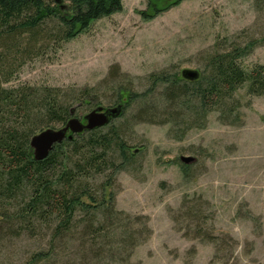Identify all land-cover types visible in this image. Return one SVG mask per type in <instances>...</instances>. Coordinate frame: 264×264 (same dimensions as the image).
<instances>
[{"label":"rangeland","instance_id":"374dc122","mask_svg":"<svg viewBox=\"0 0 264 264\" xmlns=\"http://www.w3.org/2000/svg\"><path fill=\"white\" fill-rule=\"evenodd\" d=\"M216 43L220 50L252 43L240 61L247 69L264 66V0H161L154 6L123 0L121 11L92 21L61 47L43 45L5 84L57 86L67 98L88 88L90 104L77 109L80 118L96 103H124L126 96L117 97L120 85L145 94L101 128L106 133L115 126L130 156L124 160L115 152L117 166L91 181L98 196L103 185L112 192L117 210L148 217L153 233L135 248L133 262L264 264V95H250L244 85L237 91L236 110L222 115L224 121L215 111L205 122L192 123L185 102L170 110L171 118L175 115L170 123H161L167 118L162 115L154 123L136 118L147 106L168 110L165 87L153 84L152 75L201 71ZM181 156L194 160L186 164ZM199 198L211 217L209 233L218 240L185 238L177 229L187 223L171 219L170 214H181L185 200ZM43 234L26 231L2 240L0 264H25L45 248ZM71 246L63 261L76 264L80 258Z\"/></svg>","mask_w":264,"mask_h":264},{"label":"trees","instance_id":"16d2710c","mask_svg":"<svg viewBox=\"0 0 264 264\" xmlns=\"http://www.w3.org/2000/svg\"><path fill=\"white\" fill-rule=\"evenodd\" d=\"M147 1L154 6L161 0ZM69 2L0 0V242L26 231L44 233L45 248L25 264H70L63 261L69 245L76 248L74 256L80 258L76 264H139L132 261V256L153 233L148 217L117 210L112 192L103 185L102 195L98 196L91 184L96 175L117 166L116 153L124 160L130 156L119 130L112 126L102 133L101 127L76 134L72 140L57 143L42 160H36L31 152L33 134L64 125L75 102L90 104L86 99L88 88L67 98L57 86H5L25 58L39 53L43 45L61 47L92 21L123 9V0ZM251 44L220 50L216 43L195 80L152 75L153 84L165 87L163 97L168 110L160 113L147 106L137 112L136 118L154 123L162 115L167 118H160V122L170 123L175 118H171L170 110L178 102H185L188 109L184 111H189V119L196 124L198 120L205 122L211 112H219L221 119L233 114L238 105L237 91L244 85L248 94L264 95V66L247 69L240 61L255 46ZM123 87L120 85L117 97L122 101L126 96V109L145 95ZM97 105L101 104L93 108ZM199 199L196 203L185 200L181 214H170L171 219L187 223L184 232L177 229L185 238L218 240L209 233L211 217L204 211L205 200Z\"/></svg>","mask_w":264,"mask_h":264},{"label":"water","instance_id":"95a60500","mask_svg":"<svg viewBox=\"0 0 264 264\" xmlns=\"http://www.w3.org/2000/svg\"><path fill=\"white\" fill-rule=\"evenodd\" d=\"M181 74L188 80H195L200 75L199 70L189 68L183 69ZM82 105L83 102L78 101L70 107V117L61 127H46L32 135L29 145L36 160L45 159L57 143H61L66 139L72 140L76 134L84 131L108 125L114 118L121 116L125 106L123 102L113 107L97 105L80 118L76 116V112ZM181 160L189 164L194 160V157L181 156Z\"/></svg>","mask_w":264,"mask_h":264}]
</instances>
